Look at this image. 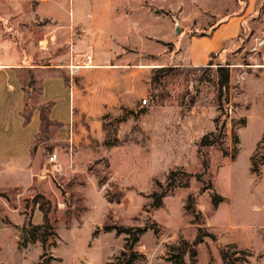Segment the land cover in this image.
<instances>
[{
    "label": "rangeland",
    "instance_id": "374dc122",
    "mask_svg": "<svg viewBox=\"0 0 264 264\" xmlns=\"http://www.w3.org/2000/svg\"><path fill=\"white\" fill-rule=\"evenodd\" d=\"M199 1L205 6L196 4L187 18L182 10L175 13L177 43L164 45V55L150 50L141 59L91 63L86 54L76 59L67 53L63 45L76 35L59 26L68 14L49 7L71 0H0V56L20 51L35 66L62 67L80 107L69 126L73 141H56V125L35 140L41 151L37 179L44 185L29 194L0 192V264H111L126 236L106 235V226L154 228L135 247L138 264H171L173 248L193 242L203 225L217 241L208 238L199 247L198 264H225L223 248L227 264H264V0L239 37L203 65L187 58L188 41L244 13L248 0ZM45 10L53 17H44ZM170 14H160L162 25ZM205 24L210 27H200ZM41 52L68 57L53 65ZM227 64L229 103L221 106L217 69ZM39 87L37 80L33 103ZM211 133L217 143L201 147ZM53 153L55 164L49 162ZM17 176L1 169L0 184L10 186ZM209 186L212 191L202 192ZM167 188L163 206L154 208L151 195ZM213 192L225 200L218 209ZM39 195L51 203L37 199L53 228L45 247L29 244L15 225V217L29 224L37 210L40 215ZM191 195L196 212L186 210Z\"/></svg>",
    "mask_w": 264,
    "mask_h": 264
},
{
    "label": "crops",
    "instance_id": "0c3cea01",
    "mask_svg": "<svg viewBox=\"0 0 264 264\" xmlns=\"http://www.w3.org/2000/svg\"><path fill=\"white\" fill-rule=\"evenodd\" d=\"M257 1L248 0L244 13L210 28L209 33L205 31L200 37L192 36L185 47L187 58L203 65L208 62L211 55L217 54L230 41L238 38ZM196 4L205 6V3L199 0H71L69 6L66 3L54 6L52 2L49 7L53 10L60 8L61 12L68 14V23L59 26L65 28L66 35H76L71 44L63 45L66 46L67 53L69 51L76 59L86 54V58L90 56L91 63H97L104 60L124 62L130 60L131 55L141 59L149 54L150 50L162 55L164 45L177 43L173 29L174 20L177 19L175 13L182 10L187 18V13L196 8ZM223 9L226 10V7ZM46 10L44 17L52 18L53 15ZM164 12L172 14L162 25L160 14ZM200 27L210 26L205 24ZM149 39H153L154 42ZM132 50L135 52L131 53ZM165 54L168 55L167 51ZM39 55L41 57L49 55L46 60L53 65L68 57V54L62 58L44 52ZM34 60L32 57L26 58L20 51H15V57L0 56V139L3 140L0 142V166L3 164L1 167L3 171L8 170L19 177L10 186L0 184V192L18 190L29 194L35 185L39 188L44 185L42 180L37 179L41 171L38 167L41 151L35 147L41 125L40 111L33 112L29 124H25L23 117L26 109L24 86L31 77L36 83L37 80L40 81L39 100L36 103L32 100L31 104L41 107L54 103L49 118L52 122L63 124L61 128H57L55 140L58 142H68L70 138L71 141L74 140V133H70L69 126L74 123L80 108L77 92L69 88L60 75L62 67L35 66ZM38 211L31 217L29 224L22 222L21 216L15 217L16 229L23 233L25 227L43 225V213L40 211L38 215ZM106 213L107 209L104 216ZM103 232L106 235L113 233H106L104 230ZM212 234L217 238L215 233ZM206 240L199 247L205 245ZM37 243L41 242L34 244Z\"/></svg>",
    "mask_w": 264,
    "mask_h": 264
},
{
    "label": "trees",
    "instance_id": "16d2710c",
    "mask_svg": "<svg viewBox=\"0 0 264 264\" xmlns=\"http://www.w3.org/2000/svg\"><path fill=\"white\" fill-rule=\"evenodd\" d=\"M212 65V64H210ZM168 70V68H162L159 70V72H164ZM217 75H218V87H219V103L222 105H227L229 103L228 98L224 101V95L228 94L230 89V67L229 65H220L217 69ZM36 82L33 77L30 78L27 85L24 86V91L26 94V109L25 113L23 114V117L25 119V124H29L31 121L32 114L35 110L40 111V131L39 135L37 136L36 140L40 138L41 136L47 135L49 132V129L51 126H57L61 128L63 124L61 123H55L52 122L49 118V113L51 109L54 106V103H48L45 106L36 107L31 104L32 102V92L33 87L35 86ZM216 135L214 133H211L209 135H206L201 142V147H208L212 146L217 143L216 139H213ZM174 174L172 173L170 178H172ZM208 190H213L212 187H204L202 189V192H206ZM169 192V189L163 190L161 193L154 192L151 195V198L153 199V207L156 209H159L163 206V199L167 196ZM38 198L45 201V204L51 206L50 201L45 199L44 195H39L35 199V205H38L40 208V211L43 213V225L41 226H33L30 225L29 231L28 228L23 229V234L25 236H29L30 240L29 243H36L41 242L43 246L45 247L47 243V237L49 235V231H51L52 225L49 218V211L44 210V206L38 202ZM212 204L214 208H218L220 204L225 202L224 198L220 196L218 193L213 192L212 193ZM188 205L186 207V210L190 211L193 210V212H196L195 210V197L193 195L189 196L188 198ZM201 213H197V215L200 216ZM154 228H148V227H131V228H123V227H117V226H106L104 227V231L106 233L110 232H116L117 236L125 235V246L124 250L121 252V254L116 257L111 264H138V261L140 260L141 256L137 253L135 247L140 242V239L150 230ZM207 238H210L213 241H217V238L212 233H209L207 228L202 227L199 228L197 236L193 242L189 241H182L178 246H175L173 248V251L171 255L168 257V262L171 264H198V247L205 242ZM222 259L225 264L226 262V252L223 248L221 250Z\"/></svg>",
    "mask_w": 264,
    "mask_h": 264
},
{
    "label": "built area",
    "instance_id": "2783aa9c",
    "mask_svg": "<svg viewBox=\"0 0 264 264\" xmlns=\"http://www.w3.org/2000/svg\"><path fill=\"white\" fill-rule=\"evenodd\" d=\"M87 59L90 61V56H88ZM76 68H78V67H76ZM79 70L80 69H75L74 70V74H78L79 73ZM49 162L50 163H53V164L57 163L58 162V154L57 153H53L50 156V158H49Z\"/></svg>",
    "mask_w": 264,
    "mask_h": 264
},
{
    "label": "bare ground",
    "instance_id": "6f19581e",
    "mask_svg": "<svg viewBox=\"0 0 264 264\" xmlns=\"http://www.w3.org/2000/svg\"><path fill=\"white\" fill-rule=\"evenodd\" d=\"M75 69H80V68H79V67H78V68L74 67V69H73V70H75Z\"/></svg>",
    "mask_w": 264,
    "mask_h": 264
}]
</instances>
